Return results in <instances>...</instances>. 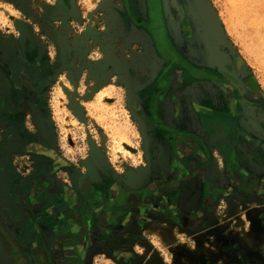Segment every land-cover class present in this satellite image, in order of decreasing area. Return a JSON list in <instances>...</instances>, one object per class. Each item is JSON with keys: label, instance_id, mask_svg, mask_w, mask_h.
Instances as JSON below:
<instances>
[{"label": "rangeland", "instance_id": "obj_1", "mask_svg": "<svg viewBox=\"0 0 264 264\" xmlns=\"http://www.w3.org/2000/svg\"><path fill=\"white\" fill-rule=\"evenodd\" d=\"M161 2L178 51L244 96L162 60L145 0H0L18 264H264V0ZM217 89L237 101L231 156L203 125Z\"/></svg>", "mask_w": 264, "mask_h": 264}, {"label": "flooded vegetation", "instance_id": "obj_2", "mask_svg": "<svg viewBox=\"0 0 264 264\" xmlns=\"http://www.w3.org/2000/svg\"><path fill=\"white\" fill-rule=\"evenodd\" d=\"M145 1L147 2V5H148L149 28H150L151 34L153 36L152 26H153V21H154V13H153L154 7H152V0H145ZM158 1L160 3H162L161 0H158ZM163 20H164V15H163ZM166 30H167V32H166L167 41L169 40L171 47L173 48V43L169 37L167 26H166ZM155 41H156V39H155ZM156 44H157V42H155L154 46H156L157 51L163 57L162 60H165L168 65L173 63L178 68H181L185 72L189 73L194 79H197L200 81L211 82V83L217 84V85L222 84L226 88H229L231 91L235 92L236 94H240L241 96H244L243 95L244 92H242V90L232 80H230L228 78H223L218 72L206 70L203 67L195 66L185 56H183V54H181L177 49L176 50L178 52L177 51L176 52H163L162 48ZM203 70H204V74H203L204 76L200 75V74H202ZM226 80H227V82H226ZM228 81H230V84L228 83ZM244 84H245L244 88H245L246 92L247 93H253L255 86H254L253 82L251 81V79L244 80ZM214 97H215V101H213V102H214L217 109H205V110L203 109V110H204L205 114L207 113V115H212V117L214 116L217 118L218 121L210 122L209 128L212 129L214 132H216V130H220L221 132H223V135H220V134L216 135V139H215L222 146L223 144H225V141L227 140V138H228L229 144L231 143L232 133L228 132V129H229V131H231V125L230 124H232V123H230V122H233V124H234L233 128H235V129L237 128L235 120L233 119L234 115H237V101L233 102V100H229L226 97L224 99L223 93L221 92L220 89L216 90V95ZM209 102L211 104L213 103L212 101H209ZM246 103H248V102H246ZM35 150L37 151L38 149H35ZM39 150H40L39 152H41V149H39ZM1 238H3L4 240ZM0 239H1L0 241H3V242H5V240H6L4 238V236H1V235H0ZM7 248H10V247L7 246Z\"/></svg>", "mask_w": 264, "mask_h": 264}, {"label": "bare ground", "instance_id": "obj_3", "mask_svg": "<svg viewBox=\"0 0 264 264\" xmlns=\"http://www.w3.org/2000/svg\"><path fill=\"white\" fill-rule=\"evenodd\" d=\"M152 7H154V9H153L154 21H153V26H152V32H153L152 40H153L154 44H155V42H157L156 45L160 46L162 48L163 52H176L179 48L177 47L178 48L177 49L174 44H173V48H172L169 40L167 41V34H166L167 30H166V24L163 20V11H162L161 3L158 0H152ZM155 39H156V41H155ZM152 45H153V43H152ZM147 49H148V51L151 52V48L148 47ZM239 61H240V59H239ZM238 64H240V63H238ZM203 74H204V70H203L202 74H200V75L204 76ZM251 81L253 82V80H251ZM226 82H227V80H226ZM228 83L230 84V81H228ZM228 132H231V131H229V129H228ZM212 133H213V136L215 139H216V135H218V134L223 135V132H221L220 130H216V132L213 131ZM229 145L230 144H229V141L227 138V140L225 141V144L222 146L228 147ZM120 197H122V196L120 195Z\"/></svg>", "mask_w": 264, "mask_h": 264}, {"label": "water", "instance_id": "obj_4", "mask_svg": "<svg viewBox=\"0 0 264 264\" xmlns=\"http://www.w3.org/2000/svg\"><path fill=\"white\" fill-rule=\"evenodd\" d=\"M206 123L208 124L207 127H208L209 134H210V137H211L214 145L221 151V153L224 156L230 155V153L233 150L232 147L234 144V137L232 136L231 143L228 147H223L215 140L213 133L211 132V130L209 128L210 122L207 121ZM0 235L4 236V238L6 239L5 242L0 241V264H18L17 261L11 260L10 248H7V246L10 247V246L14 245L13 240L7 235L6 230L3 229L2 227H0Z\"/></svg>", "mask_w": 264, "mask_h": 264}, {"label": "crops", "instance_id": "obj_5", "mask_svg": "<svg viewBox=\"0 0 264 264\" xmlns=\"http://www.w3.org/2000/svg\"><path fill=\"white\" fill-rule=\"evenodd\" d=\"M210 101V100H209ZM213 114V113H212ZM219 119V118H218ZM207 121H209V122H215V121H218L217 120V118L216 117H212V115H207V113H206V116H205V118L203 119V125H204V127L206 128V130H207V132H208V135L210 136V134H209V130H208V124L206 123ZM231 125V124H230ZM212 132H213V130L212 129H210ZM231 133H232V136L234 137V144H233V150H232V152L230 153V156L232 155V154H234L235 153V151L237 150V148H236V143H237V140H236V138H237V136H236V134H235V131H234V128H233V126L231 125ZM210 141H211V143L214 145V143H213V141H212V139H211V137H210ZM224 145V144H223ZM215 146V145H214ZM216 147V146H215ZM217 148V147H216ZM217 150L221 153V151L217 148ZM12 210H7L6 212L4 211V212H1V214H0V223L1 224H3L4 222H3V220L5 221L6 220V218H12V216H14L13 215V213L11 212ZM12 229L13 230H8L7 228H6V232L7 231H9L10 233H11V231H12V233H17V232H20V230H18L13 224H12Z\"/></svg>", "mask_w": 264, "mask_h": 264}]
</instances>
